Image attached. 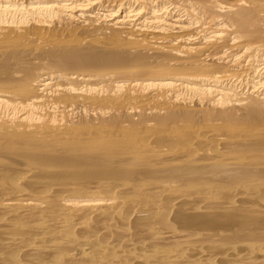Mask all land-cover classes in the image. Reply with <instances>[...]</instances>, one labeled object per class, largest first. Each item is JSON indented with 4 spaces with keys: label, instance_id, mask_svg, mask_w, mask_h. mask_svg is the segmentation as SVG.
Listing matches in <instances>:
<instances>
[{
    "label": "bare ground",
    "instance_id": "bare-ground-1",
    "mask_svg": "<svg viewBox=\"0 0 264 264\" xmlns=\"http://www.w3.org/2000/svg\"><path fill=\"white\" fill-rule=\"evenodd\" d=\"M0 264H264V0H0Z\"/></svg>",
    "mask_w": 264,
    "mask_h": 264
}]
</instances>
